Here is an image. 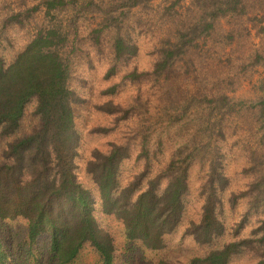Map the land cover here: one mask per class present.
<instances>
[{"label": "trees", "instance_id": "16d2710c", "mask_svg": "<svg viewBox=\"0 0 264 264\" xmlns=\"http://www.w3.org/2000/svg\"><path fill=\"white\" fill-rule=\"evenodd\" d=\"M152 1L112 0L99 7L94 0H45L49 24L37 30L10 63L2 53L0 36V137L11 139L19 133L32 104L38 121L29 134L8 142L2 152L0 264H232L245 257L264 264V76L257 82L255 99L239 100L229 94L232 76L224 79V73L210 75L206 70L204 79H197V69L205 68L194 65L198 57L191 58L197 56L194 49L204 32L211 37L222 20L249 18L253 12L248 10L247 0H190L182 22L166 13L177 22L171 34L175 39H165L168 45L160 47L159 58L147 75L160 83L177 64L184 63L198 83L185 109L182 104L184 111L174 107L170 89L165 92L166 104L157 124L168 122L179 126L178 133L184 130L189 135L171 160L157 170L151 167L155 153H150L147 130L139 153V158H145V169L127 184L122 182V172L131 153L125 143H113L106 152L95 150L84 169L88 181L80 176L83 139L76 106L81 98L71 83L74 58L80 49L75 41L79 34L72 30L81 15L93 14L94 5L98 8L102 21L87 39L99 47L105 34L113 33L109 78L120 63H129L138 55L129 31L121 26L123 19L134 9H148ZM37 10L38 6L33 8ZM256 14L264 17L263 10ZM20 17L13 14L6 24L14 21L22 25ZM223 33L228 35L225 43L232 47L234 31ZM260 33L262 45L244 61L237 59L241 63L237 71L264 67V27ZM142 77L136 70L127 75L132 82ZM210 78L212 87H208ZM115 90L111 87L107 92ZM135 103L141 106L142 98ZM100 108L123 113V118L136 112L130 107L123 111L110 102ZM190 108L196 113L190 115ZM228 134L247 161L243 173L253 177L246 191L228 197L233 208L239 199L248 200L247 213L231 233L224 220L230 180L223 142ZM194 167L202 174L203 203L199 218L186 223ZM250 216L259 217L256 227L249 236H238ZM184 227L199 248L189 262L147 258L146 254L165 250L168 238ZM228 233L230 239H226Z\"/></svg>", "mask_w": 264, "mask_h": 264}, {"label": "rangeland", "instance_id": "374dc122", "mask_svg": "<svg viewBox=\"0 0 264 264\" xmlns=\"http://www.w3.org/2000/svg\"><path fill=\"white\" fill-rule=\"evenodd\" d=\"M45 0H0V36L3 38L2 53L10 63L32 39L34 33L49 24L50 18L45 15ZM112 0H94V4L104 7ZM179 3V4H178ZM248 10L253 12L249 18L222 20L217 24L216 32L211 37L202 35V40L196 44L194 51L198 60H193L194 65H199V76L197 79H204L206 70L210 75L213 72L222 74L224 79L230 75L233 79L230 96L236 99L253 100L257 97V82L264 76V67H257L253 71H237V59H246L255 48L262 45L260 31L264 27V17L256 14L264 11V0H247ZM94 5V9L98 10ZM190 0H153L148 9L137 8L128 14V19H123L121 25L128 30L132 42L138 47V55L129 63H120L117 66L114 75L107 78L110 68L113 66V56L111 47L112 35L107 32L103 38L102 44L98 47L89 44L88 34L96 28L102 21V17L96 10L93 14L81 15L76 29L73 33L79 34L76 38V47L78 54L73 62L72 86L78 91L81 102L76 106L77 125L81 132L82 150L80 176L84 181H88L84 172L85 165L92 157L95 150L106 152L113 143L130 147L131 158L123 166L122 182L127 184L131 179L145 169V158H139L140 145L144 133L150 139L149 147L151 154L155 153L154 161L151 167L156 170L167 164L171 160L173 153L179 145L184 144L187 140L184 137L188 135L184 130L178 133V127L162 122L157 124L159 116L163 112V105L166 104L165 92H171V100L179 111H184L186 102L190 99L191 94L196 92L198 83L195 81V75L186 71L187 65L179 63L168 75L167 80L160 79V83H154L155 79L147 75L153 69L156 60L160 55V47H167L164 43L169 37L175 39V26L177 22L184 21L187 16V7ZM39 7V10L33 11V8ZM174 11V13L170 10ZM170 10V11H168ZM166 13L170 14L173 20H170ZM13 14H21L20 21L22 25L15 24L14 21L6 24ZM163 17V19H161ZM67 18V16H65ZM64 17L62 19L66 20ZM235 29V30H234ZM234 31L233 46H227L224 39V31ZM260 33V34H259ZM169 36V37H168ZM176 41V40H173ZM163 42V44H162ZM224 46L228 48H224ZM75 47V50H76ZM229 55V56H228ZM190 58V59H191ZM190 59H187L188 61ZM191 66V65H189ZM136 70L143 77L138 82H132L127 75ZM202 76V78H201ZM214 80L210 78L208 87H212ZM207 88V84L205 85ZM111 87H116L114 93H108ZM171 87V88H170ZM142 98L141 106L135 103L137 98ZM112 103L122 107L125 111L129 107L131 112L136 111L133 116L130 113L126 118L124 114L108 113V110H102L100 106L106 103ZM179 103V104H178ZM185 103L184 109L182 104ZM34 104L30 105L25 112L19 133L11 139H2L0 137V161L3 149L8 142L17 137L29 134L33 127L38 124L34 116ZM192 112L197 110L190 108ZM196 113V112H195ZM189 117V116H188ZM189 124V123H188ZM193 125V122L190 124ZM233 127V126H232ZM233 130V128H230ZM140 133L141 135H135ZM135 137L133 138V136ZM189 137V135H188ZM234 139L227 136V141L223 142L225 153V168L229 178V188L225 199V217L224 220L229 225V233L232 227L240 223L247 213L248 200L239 199L233 208L228 201L231 194H240L246 191L248 184L253 177L250 174H244L243 170L247 161L241 152L233 147ZM152 169V168H150ZM149 169V170H150ZM199 167H194L191 172V194L187 212L186 223L190 219H198L202 207L200 198V186L202 174ZM154 170V169H153ZM154 173V172H150ZM259 217L250 216L242 224L238 236L247 237L256 227ZM115 230L119 232L117 225ZM229 233L226 239H230ZM168 247L155 254H146L147 258L152 260L168 259L176 263H187L192 256L198 252V247L193 239L185 234V227L168 238ZM139 254L136 255L138 257ZM254 258L245 257L234 261L232 264H256Z\"/></svg>", "mask_w": 264, "mask_h": 264}]
</instances>
